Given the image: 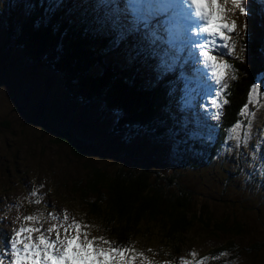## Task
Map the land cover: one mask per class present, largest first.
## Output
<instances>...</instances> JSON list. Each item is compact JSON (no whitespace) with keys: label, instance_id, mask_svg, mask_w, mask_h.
Returning <instances> with one entry per match:
<instances>
[{"label":"trees","instance_id":"1","mask_svg":"<svg viewBox=\"0 0 264 264\" xmlns=\"http://www.w3.org/2000/svg\"><path fill=\"white\" fill-rule=\"evenodd\" d=\"M252 5L253 2L249 5V10ZM79 8L85 9L83 2ZM41 12L40 6L34 14H29L24 19L18 36H15L13 30V19L6 18L8 35L11 39L19 38V44L15 47L21 46L24 49L23 59L35 66H39V62L47 61L49 64L55 61L54 57L57 58L56 48L61 47L60 59L64 60H61L57 68L52 69L60 73L61 77L65 75L72 84V92H76L78 99L83 101V116L90 109L88 106L93 108L95 103L103 100L100 113L104 119H113L118 131L128 125L134 126V130L130 131L138 132L140 136L155 142L157 138H164L162 145L166 149L165 154L173 157L181 155L183 168L188 166L187 175H180L175 168L151 167L143 157L129 149L124 140L117 145L121 156L118 162L113 159L117 163L109 166L111 169L105 164L98 167L97 164L100 163L91 160V167L86 166L89 178H85L83 185L79 182L72 190L74 201L78 203L82 213L80 223L90 226L89 235L91 236L92 229V237L102 236L112 241L114 246L125 245L136 253H143L151 262L160 257L174 262L185 252L187 241L191 238L189 232L194 226H199L196 225L198 223L204 224L200 226L201 231H209L212 236L225 238L222 244L207 249L203 255L206 264H264V219L257 218L259 206L248 203L249 207L245 208L239 205L237 176L227 177L223 174L214 181L200 178L201 182L197 184H192L187 179L194 173L205 170L211 175L222 174L223 163L237 157L240 159L242 152L247 150L248 153L244 154L249 155L254 175L251 173L250 184L252 189L261 188L264 194V163L259 159L264 149L255 153L248 147L238 148L235 141L229 139L228 132L238 119L248 130L249 125L240 112L248 104L252 85H257L264 79V23L261 10L258 20L253 13L247 18V29L251 27V32L247 33V39L242 42L243 50H246L245 59L241 60L238 56L228 58L233 59L230 65L234 72H231L236 73L238 69L240 77L236 74L233 86L224 88L219 106L209 100L210 107H203V95L192 96L194 90L191 89L189 103L193 104L191 108L195 107L197 110L183 116L167 112L159 115L156 113L165 104L164 95L170 97L175 89L166 82L160 86L157 80L156 85L152 86L149 79L142 78L129 62L122 65L121 61L107 59L113 50L106 51L107 41L94 36L89 30L91 16L88 20H80V17L76 20L78 14H70L65 8L53 19V23L59 25L58 30L54 31L51 24L36 25ZM70 18L75 20V25L70 23ZM4 50L5 45L0 48V64ZM165 65L171 67L169 64ZM121 66L123 68L120 69ZM47 67L49 66L46 65ZM179 70L184 75L181 67ZM88 71L92 75H85ZM176 83L178 84L177 81ZM185 83L195 87L202 85L196 78ZM225 100L227 103H224ZM213 107L216 108L215 114H212ZM168 129L179 135H170ZM193 132L198 134L195 138L190 135ZM104 139L111 140L108 136ZM177 141H181L178 149L174 147ZM54 142L66 145L78 158L86 156L92 146L86 140H74L73 135L67 132L56 133ZM186 151H190L189 155L194 159L191 161L192 170L196 171L192 174L185 157ZM170 171L176 174L171 175L168 173ZM260 171L262 178L259 179ZM206 180L214 184L212 192H202L201 187L204 189ZM231 194L233 198L230 197ZM211 197L216 200L217 206H224L230 211L224 218H216L217 211L220 213L219 208L215 210L214 218L204 205L196 204L198 208H194L197 199ZM154 242H158L159 246L156 247ZM241 255L246 257L245 263L239 259Z\"/></svg>","mask_w":264,"mask_h":264},{"label":"rangeland","instance_id":"2","mask_svg":"<svg viewBox=\"0 0 264 264\" xmlns=\"http://www.w3.org/2000/svg\"><path fill=\"white\" fill-rule=\"evenodd\" d=\"M82 2L85 9L79 8ZM252 2L253 5L250 10H247L253 13L257 19L259 9L262 8L261 19L264 23V0H252ZM218 3L224 9L221 13L225 18L224 22L235 21L237 25L235 31L230 34V45L234 49L231 56L233 59L238 56L241 60H244L246 50H243L244 45L242 42L246 39L247 29L243 27L245 18L239 14L238 9L233 11L230 0H218ZM45 4H47V0H0V48L5 45L0 64V237L2 243L13 235L14 229L28 226V223L23 219L27 215H39L44 229H47L53 223L46 216L47 213L51 212L60 215L62 219L66 211L69 216V223H71L72 218L80 222L82 213L78 203L74 201L72 190L79 182H82L83 185L85 178H89V175L86 174V166L91 167V160L100 163L97 164L98 167H103L104 164L108 166H106L108 169L109 166H115L121 156L117 145L123 140L127 143L129 149H133L136 154L143 157L151 167L175 168L180 175L189 173L187 171L188 166L184 169L180 162L183 158L181 155L173 157L165 154L166 149L162 145L163 141L151 142V139L140 136L141 134L138 132L130 131L134 130V126L125 125L122 130L118 131L114 127L113 119H106V117L104 119L100 113L103 100L95 103L93 108L91 105L88 106L90 109H87L86 114L81 117L79 113H82L81 104L83 101L81 102L78 99L76 92L75 94L72 92V84L67 81V77L65 75L61 77L60 73L52 69V67L57 68L61 60L62 62L64 60L60 59L62 56L61 47L56 48L55 55L57 58L54 57L55 61L49 64L46 61L45 63L39 62V66H35L23 59L24 49L21 46L15 47L19 44V38L11 39L8 35L6 18L13 19V30L15 36H18L24 19L29 14H34L41 5L44 6ZM32 5H35L34 9ZM44 7H47V5ZM65 8L70 11V14H78L76 20L79 17L80 20H88L91 16L87 0H65ZM70 23L72 25L76 24L73 18H70ZM169 37L176 39L175 35ZM193 38L196 37L193 36ZM193 41L196 40L192 39L190 34L189 38L183 36L181 47L184 49V54L187 51L190 53L185 56L191 58V64L194 67L201 69L203 78L209 84L214 85L218 91H221L223 85L214 83L210 71L205 68L202 58L199 57L200 49L195 45L200 44V42L192 43ZM217 43L220 42L217 41ZM221 51L228 52L227 48H217L213 54L220 56ZM130 52L131 46H122L114 49L107 59L111 58L116 62L121 61L122 65H126ZM160 57L147 60L141 57L133 63H128L137 69L142 78L147 77L150 82L155 81L156 85L157 76L159 75L160 78L157 82L160 86H163L166 82L176 90L173 91L170 97L164 95L165 104L156 113L158 115L164 112L185 115L190 114V111H196L195 107L191 108L193 104L189 103L190 98L185 95L179 83L181 78L175 76L173 67L170 64L171 67H167L165 65L168 64L167 60L160 59ZM233 59H226L225 62L230 65ZM158 64H160L159 71L157 70ZM46 65L49 67L46 68ZM230 69L223 82L229 88L233 86L237 78L236 74L240 77L238 69L236 73H232ZM232 71L234 72V70ZM85 75H92V73L88 71ZM233 75L236 77L235 79H232ZM175 78L178 82L176 86ZM257 86V91L251 92L252 102L250 103L248 99L249 112L254 115L251 117L244 116L246 121L251 120L248 130H246L250 133V143L255 153L264 149V79ZM198 110L204 112L203 109L198 108ZM211 110L212 114H215L216 108L213 107ZM110 115L113 116L112 113ZM116 116L117 114H115ZM117 118L119 119L118 116ZM116 122L117 119H115V124ZM58 131L69 132L73 135L74 140H87L91 143L92 146L86 156L82 158L75 157L66 145L56 144L54 139ZM107 136L111 139L110 141L104 139ZM189 153L190 151H186L185 157L188 159L192 170L193 164L191 161H194V159ZM244 153H248V151L244 150L240 159L235 158L237 162L234 159L223 163L222 174L211 175L206 170L201 173H194L196 170H192L190 174H194L187 179L192 184H197L201 182L200 178H210L214 181L223 174L227 177L237 176L239 182L236 184L240 192L237 196L239 205L245 208L249 207L248 203L259 206L260 212H256L257 218L264 219V194L259 187L256 190L252 189L250 184L252 168L250 167L249 155ZM113 159L117 162H114ZM135 163L138 162L135 161ZM255 172L259 173V171ZM168 173L171 175L176 174L173 171ZM259 176V179L262 178V171H260ZM206 182L207 184L205 183L203 186L204 189L201 187L202 192H212L214 184L207 180ZM33 191L37 193L36 197L30 196ZM232 196L231 194L230 197L233 198ZM36 199H40L41 203H35ZM196 204L204 205V208L212 216L215 210L219 208L220 213L217 211V219L226 216L230 212L224 206H217L216 200L212 197L197 199L194 205L195 209L198 208ZM196 225L199 226H194L189 232L191 238L187 241L185 252L176 258L174 262L168 260V258L160 257L153 260L152 264H182L184 260L190 262L203 260L206 264L203 255L207 249H212L216 244H222L225 238L212 236L209 231H201L200 226L204 224L197 223ZM208 229L210 230V227ZM55 235V232H53L52 239H55ZM93 235L94 232L91 229V237ZM154 244L156 247L159 246L158 242H154ZM4 251L7 252V257L0 255V260H2V264H10V251ZM192 253H195V256ZM151 258L153 257L151 256ZM239 259L245 263L246 257L241 255ZM136 264H143V261L137 259ZM220 264H226V262Z\"/></svg>","mask_w":264,"mask_h":264},{"label":"snow or ice","instance_id":"3","mask_svg":"<svg viewBox=\"0 0 264 264\" xmlns=\"http://www.w3.org/2000/svg\"><path fill=\"white\" fill-rule=\"evenodd\" d=\"M233 11L239 10V14L245 16L243 27L247 29V18L251 14L247 9L252 0H230ZM90 7L91 20L88 28L94 36L107 41L105 50H114L122 46H131L128 62L133 63L138 58H158L161 56V45L165 40V35H171L175 25L177 5L182 4V15L186 27L183 28V35L188 32L201 36L204 40L202 44L195 46L200 49L199 57L202 58L205 68L210 71L211 77L216 85L223 83L231 65L225 62L218 54H213L217 48H227L229 55L233 52L230 45V34L237 25L235 21L224 22L221 13L224 9L218 0H87ZM42 7L40 17L36 25H52L53 30L59 28L53 23L54 17L65 8V0H47V7ZM35 8V5H32ZM219 41L220 43H217ZM164 55L167 50H164ZM162 64V61H161ZM160 64L157 65L159 71ZM157 76V80L159 79ZM236 77L233 75L232 79ZM155 86V81L150 82ZM221 89V91L223 90ZM258 86L252 85V92H256ZM252 93H249L251 103ZM212 104L218 105V101L213 99ZM227 103V100L224 101ZM240 115L251 117L248 104L241 109ZM251 124V120L247 121ZM170 135L178 136L179 133L172 129L167 130ZM229 139L235 141L238 148L248 147L254 151L250 144V133L246 130V125L239 119L228 129ZM192 138L198 134L191 133ZM181 141H177V149ZM259 159L264 163V153ZM31 197H36L33 191ZM35 203H41L36 199ZM46 216L53 221L47 229L43 228L39 215H27L23 219L28 226H21L14 229L13 235L0 244V255L7 257L10 251V264H136L137 259L143 264H152L143 253H136L125 245H113V242L102 236L91 237L88 232L90 227L72 218L69 223L67 212L60 215L51 212ZM55 232V239L52 233ZM7 235V234H5ZM195 256V253H192ZM2 264V260H0ZM182 264H204L203 260L190 262L184 260Z\"/></svg>","mask_w":264,"mask_h":264},{"label":"bare ground","instance_id":"4","mask_svg":"<svg viewBox=\"0 0 264 264\" xmlns=\"http://www.w3.org/2000/svg\"><path fill=\"white\" fill-rule=\"evenodd\" d=\"M182 19H179V21H181ZM185 25V24H182V26ZM194 71L197 73L199 71H201V69H198V68H195ZM188 80V76H186V81ZM211 85V84H210ZM116 126H117V122H116ZM128 126V125H127ZM125 127V125H124Z\"/></svg>","mask_w":264,"mask_h":264},{"label":"water","instance_id":"5","mask_svg":"<svg viewBox=\"0 0 264 264\" xmlns=\"http://www.w3.org/2000/svg\"><path fill=\"white\" fill-rule=\"evenodd\" d=\"M249 32H251V27L249 28ZM79 115L82 117L83 116V114L82 113H79ZM58 132H63V133H66V131H58ZM57 132V133H58ZM68 134H70L69 132H67ZM72 135V134H71ZM87 141V140H86Z\"/></svg>","mask_w":264,"mask_h":264}]
</instances>
